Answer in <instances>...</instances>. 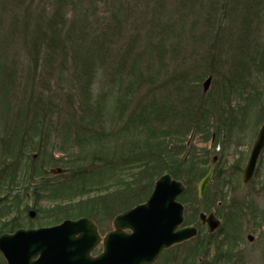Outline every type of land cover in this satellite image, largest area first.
<instances>
[{"label":"rangeland","instance_id":"374dc122","mask_svg":"<svg viewBox=\"0 0 264 264\" xmlns=\"http://www.w3.org/2000/svg\"><path fill=\"white\" fill-rule=\"evenodd\" d=\"M57 29L67 52L62 40L53 44ZM90 69L86 100L79 87ZM195 108L207 133L196 129L188 145L189 132L182 153L169 143L162 159L171 163L160 165L182 160V227L199 234L154 264H264V149L243 182L264 126V0H0V236L61 224L45 211L69 199L100 204L102 195L107 208L87 217L104 238L118 215L152 194L140 153ZM15 151L20 164L3 175L1 157ZM191 172L199 176L190 181ZM44 181L58 190L41 193ZM200 213H215L219 229L211 233Z\"/></svg>","mask_w":264,"mask_h":264},{"label":"water","instance_id":"95a60500","mask_svg":"<svg viewBox=\"0 0 264 264\" xmlns=\"http://www.w3.org/2000/svg\"><path fill=\"white\" fill-rule=\"evenodd\" d=\"M210 83L211 78H208L205 90ZM263 146L264 127L244 171L245 183L253 176ZM216 160L215 157L210 171L198 185L200 198L205 197ZM184 192L185 186L171 175L161 176L146 203L114 219L116 230L106 235L103 252L97 257H92L91 253L101 243V237L94 222L85 217L65 220L53 227L3 234L0 251L7 264H153L163 249L196 235L195 228L177 230L184 221V206L177 199ZM200 219L211 231L219 226L214 215L201 214Z\"/></svg>","mask_w":264,"mask_h":264},{"label":"trees","instance_id":"16d2710c","mask_svg":"<svg viewBox=\"0 0 264 264\" xmlns=\"http://www.w3.org/2000/svg\"><path fill=\"white\" fill-rule=\"evenodd\" d=\"M61 29H57V36H56V40L53 42L56 44H61V40L63 41V46H62V51L67 52L68 51V47L66 45V42L69 40L64 41L63 39L60 40V36H61ZM68 37V36H66ZM62 45V44H61ZM73 48V46H72ZM71 49V48H70ZM95 49V47H94ZM72 50V49H71ZM79 54V53H78ZM86 64V63H85ZM92 69H90V71L88 70L87 72H84V75L82 77V82L80 84L79 89H81L83 95H85V99L88 100L89 98L92 97V95H90L88 93V91H91V87H92ZM83 71V68H82ZM85 75H87V77H85ZM86 92H83V91ZM198 109V107H196ZM194 109V112L192 113V115L185 117L184 120L182 121L183 123L178 124V125H173V133L170 134L169 136H163L162 138L159 137V141L156 143L154 146L151 145L152 147L149 148L148 152L145 151L144 153H140V158L138 159V169L142 170L145 172V176L148 175V179L144 180L146 183H151L155 184V182L157 181V179L162 176L165 173H169L171 174L175 179H184V175L185 176H189L188 174H183L181 173V177L180 174H175L176 170L178 167H181V159L179 158H174V162L173 164H171V166L169 167V165H166L167 163H171L172 157L170 155H168L169 157V162L165 159H162V153H164V150L167 148L169 143H172V145L180 148V153H182V151L185 149V138L189 135V132L192 131V129L194 127L197 128L198 131L202 132L203 134L207 133V129L209 126V122L208 119L203 118L202 113L199 112V110ZM199 112V113H197ZM22 142V141H21ZM166 144V145H165ZM157 145V146H156ZM164 148V150H163ZM20 157H21V151L20 152H16L15 154L12 155L10 161H5V159L3 157L2 160L5 163L6 167L3 171V175L5 174L6 169H10L11 171L15 170L19 164H20ZM161 158V159H160ZM166 161L167 163H162ZM186 161V160H185ZM70 163V161H69ZM166 165V167L164 168V166ZM163 168V170H160L161 167ZM157 172H161L160 175L157 174ZM191 176L189 177L190 181L197 178L199 175L196 173H192L190 174ZM195 177V178H194ZM40 187L39 191H41V193H47V192H56L58 189L54 186H51V184L48 181H44L41 185H38ZM96 187V186H94ZM98 190V188H93V191ZM99 191V190H98ZM88 193V192H87ZM90 193V192H89ZM103 196L101 195V197L98 198V202H100V204H98L97 202H94L93 199L94 197H92L90 199V203L91 205H86L88 207L85 206L84 203V207H82L81 202L76 203L74 201V199H69L67 201L60 202L57 203L55 205V208L53 210H48L45 211V213L43 214L46 220H49L51 223H60L66 219H78L81 218L82 216H88V217H92V212L98 210V206H100V208L102 209H106L107 208V204L106 203H102L103 205H101V202H103V200H101ZM67 202V203H66ZM83 203V202H82ZM36 212V211H35ZM34 212V213H35ZM37 214V212L35 213ZM38 215V214H37Z\"/></svg>","mask_w":264,"mask_h":264}]
</instances>
